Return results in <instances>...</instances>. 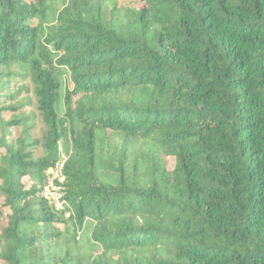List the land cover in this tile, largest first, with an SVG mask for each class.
<instances>
[{"label":"trees","instance_id":"obj_1","mask_svg":"<svg viewBox=\"0 0 264 264\" xmlns=\"http://www.w3.org/2000/svg\"><path fill=\"white\" fill-rule=\"evenodd\" d=\"M0 264H264V0H0Z\"/></svg>","mask_w":264,"mask_h":264},{"label":"built area","instance_id":"obj_2","mask_svg":"<svg viewBox=\"0 0 264 264\" xmlns=\"http://www.w3.org/2000/svg\"><path fill=\"white\" fill-rule=\"evenodd\" d=\"M71 155L72 149L64 151L60 146L58 160L48 169L47 182L41 192L42 197L57 209L65 205V167Z\"/></svg>","mask_w":264,"mask_h":264},{"label":"rangeland","instance_id":"obj_3","mask_svg":"<svg viewBox=\"0 0 264 264\" xmlns=\"http://www.w3.org/2000/svg\"><path fill=\"white\" fill-rule=\"evenodd\" d=\"M67 142L65 143H63V141L61 142V144H60V146H61V148H63L64 149V151H69L70 149H72V147H71V145H70V142H69V140H66ZM173 166H174V161L173 160H171L170 161V168H173ZM58 227L61 229V230H64L65 229V226L64 225H58ZM66 229L67 230H69V231H72L73 230V226H72V224L71 223H68L67 224V226H66Z\"/></svg>","mask_w":264,"mask_h":264}]
</instances>
